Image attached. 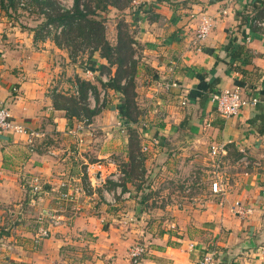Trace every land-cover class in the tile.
Wrapping results in <instances>:
<instances>
[{"label": "crops", "instance_id": "0c3cea01", "mask_svg": "<svg viewBox=\"0 0 264 264\" xmlns=\"http://www.w3.org/2000/svg\"><path fill=\"white\" fill-rule=\"evenodd\" d=\"M139 1L123 15L136 50V146L146 148L135 177L127 173L118 93L108 89L101 105L98 95L87 100V108L98 107L91 116L66 117L60 96L72 94L76 76L98 91L95 70L85 73L84 54L70 59L38 30L42 16L32 6L20 11L0 1V106L35 133L31 151L25 134H0V264H129L134 242L146 246L138 264H202L207 256L211 264H264V29L237 24L252 0ZM199 13L212 25L196 47ZM230 38L250 52L241 54L247 61H231ZM97 55L94 68L105 63ZM215 78V90L235 86L259 100L222 117L199 98ZM165 80L177 86L162 89ZM80 123L74 136L69 131ZM211 143L225 147L222 170L211 176L224 186L221 198L209 194L204 176L188 184L191 166L212 161ZM121 171L116 194L112 176ZM233 200L250 216L231 214ZM39 227L47 236L34 243Z\"/></svg>", "mask_w": 264, "mask_h": 264}, {"label": "trees", "instance_id": "16d2710c", "mask_svg": "<svg viewBox=\"0 0 264 264\" xmlns=\"http://www.w3.org/2000/svg\"><path fill=\"white\" fill-rule=\"evenodd\" d=\"M32 1V4L35 5L32 7L42 16V20L37 26L38 30L44 31L45 35L49 34L56 46L67 49L70 59H73L78 53L84 54L81 60V64L84 65L82 66L83 69L95 70L94 79L105 93L108 89L118 93L117 113L124 120L128 134L126 158L129 166L127 173L129 176H137L138 174L135 172L138 170L140 172L141 160L136 146L138 142L137 131L133 126L138 121L137 115L139 113L136 111L138 109L134 100L136 97L133 73V55H135L136 50L132 46L134 38L122 15L118 13L114 22V42H109L106 38L103 16L101 15V12H105L109 7L119 12L130 8L132 6L130 0H72L71 7L68 9L59 8L55 0ZM7 2L12 5L14 0H7ZM263 15L264 0H252L248 7L238 14L237 24L248 22L249 25H252V20ZM47 25L51 29H48ZM56 27H59L58 32L55 30ZM229 42L228 54L231 61L237 58L243 62L247 61L242 58L241 54L244 52L249 57L250 52L244 50L241 45L234 46L231 38ZM94 52H97V56L105 61L104 64H99L95 68L91 59ZM230 68L232 67L230 66ZM233 69H237V67L233 66ZM103 73L107 76L105 82L99 78V75ZM216 81L217 78L208 84L206 83V91L199 97L201 100L205 101L208 95L215 91L213 84ZM74 85L77 90L76 96L74 94L60 96V105L65 116L74 115L75 117L78 112L86 116L93 115L98 107L87 108L86 98L88 90L94 100L97 98L96 85L77 76L74 77Z\"/></svg>", "mask_w": 264, "mask_h": 264}, {"label": "built area", "instance_id": "2783aa9c", "mask_svg": "<svg viewBox=\"0 0 264 264\" xmlns=\"http://www.w3.org/2000/svg\"><path fill=\"white\" fill-rule=\"evenodd\" d=\"M29 1L31 0H16L17 5L20 7H25L28 5ZM38 1H45V0H38ZM72 0H57V4L59 5V8L61 9H68L71 7ZM137 0H130L131 5L137 4ZM223 12V11H222ZM252 24L258 28L264 29V15L260 18H256L252 20ZM211 25H212V18L211 16L205 14V13H199L195 26H194V34L192 39V44L196 47H198L201 42L208 36L209 32L211 31ZM48 29H51L49 25H47ZM59 27H56L55 30L58 32ZM133 46V44H132ZM89 72L87 69H85V73ZM99 78L102 82H105L107 80L106 74H100ZM176 83L172 80H165L163 83H161L162 89H169L172 87H176ZM72 94L74 96L77 95L76 87L74 86L72 90ZM98 96L99 104H101V100L105 97V92L103 89L98 90ZM92 98L91 92L87 91V98L86 101L90 100ZM258 97L257 96H250L249 98L245 96L241 90L238 87H230V88H222L220 90H215L211 92L208 95V101L211 102L214 106V110L221 115L222 117H231L234 116L241 108L245 106L254 105L257 102ZM184 100L180 102V104H183ZM82 128V124H77V126L72 128L69 132L71 134H74V136L77 135L78 129ZM6 132H16V133H22L25 134L26 140L25 144L27 146L28 150H32L33 147V139L35 137V133L31 131H27L23 128L22 125L16 124L9 118V114L7 112V109L3 106H0V134L6 133ZM145 146H140L138 149V152L145 151ZM207 155L212 159L211 166L215 169L222 164V156L225 155V147L223 144H216L211 143L208 144L207 147ZM239 161L242 163L243 166L249 165V161L244 156L239 157ZM124 176V173L116 172L112 179L116 183V185L113 187L114 192L116 194L119 193L122 178ZM37 180H35L34 185L31 186V192L34 193L35 190H37ZM224 186L220 183L219 178H216V176H213L212 179H210L207 190L209 194L217 197H222L224 194ZM189 192V188L187 186H183L181 189V195H183V199H186L188 196H186ZM126 195V194H125ZM185 195V196H184ZM61 197H63L65 200L70 201L72 199V195L69 193H62ZM112 197V195H111ZM190 197L188 198V200ZM109 202H112L113 199L109 197ZM177 206H180L181 203L177 202ZM229 212L239 218H246L249 217L252 213V209L250 207H247L246 205L241 204L237 200H233L231 205L229 206ZM172 227V226H171ZM47 236V231L44 229V227H39L36 229L35 238L33 239L34 243L37 242L41 238H45ZM146 246L143 243L140 242H134L128 246L126 257L129 264H138L142 254L145 252ZM210 256L205 257L202 260V264H211L210 262Z\"/></svg>", "mask_w": 264, "mask_h": 264}, {"label": "rangeland", "instance_id": "374dc122", "mask_svg": "<svg viewBox=\"0 0 264 264\" xmlns=\"http://www.w3.org/2000/svg\"><path fill=\"white\" fill-rule=\"evenodd\" d=\"M56 2H57V0H55ZM137 2H138V4H139V0H137ZM14 3H16L15 5H16V7H17V9H19L20 11L21 10H27V8H29V7H31V6H35V5H33L32 3H33V1L31 0V1H29V3H28V5H26L25 7H20V6H18L17 5V2H16V0H14ZM33 14H35L36 13V11H34V12H32ZM118 13L119 14H121L122 15V17H123V19H124V16L123 15H125V11H121V12H119V11H117L116 9H114V8H112V7H109L105 12H101V15H103V26H104V30H105V34H106V38L109 40V42H111V43H113L114 42V37H115V30H114V25H113V23H114V18H116V16L118 15ZM79 55H81L82 53H78ZM77 54V60H78V58L80 57L79 55ZM83 56V55H82ZM80 64H81V61H80ZM81 66H84L83 64H81ZM104 74V73H103ZM108 99H109V97H107V99H105V101H108ZM137 107V106H136ZM136 111H139V110H136ZM140 113L141 112H139L138 113V115H140ZM137 115V116H138ZM140 121H141V119H140ZM136 125V124H135ZM212 162V161H211ZM211 162H210V164H209V166H207V167H204V166H198V165H196V166H191L190 167V171L187 173L188 174V178H190V181L188 182V184H190L191 185V183H192V185L191 186H193L194 185V183H193V180L194 179H201L203 176H204V179L205 180H203V183L205 184V185H208L209 184V181H210V179H212L211 178V176L214 174V171L216 170V171H219L220 169L222 170V168H221V166H222V164H220V166L219 167H217V168H213L212 166H211ZM136 174H139L140 172H139V170L138 171H136L135 172ZM210 175V176H209ZM191 182V183H190ZM184 184V183H183Z\"/></svg>", "mask_w": 264, "mask_h": 264}]
</instances>
